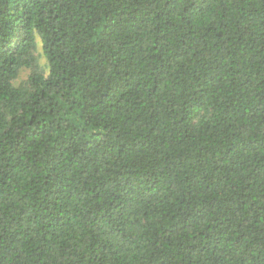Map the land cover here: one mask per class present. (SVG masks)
Here are the masks:
<instances>
[{"label":"trees","instance_id":"obj_1","mask_svg":"<svg viewBox=\"0 0 264 264\" xmlns=\"http://www.w3.org/2000/svg\"><path fill=\"white\" fill-rule=\"evenodd\" d=\"M0 264H264V0H0Z\"/></svg>","mask_w":264,"mask_h":264}]
</instances>
